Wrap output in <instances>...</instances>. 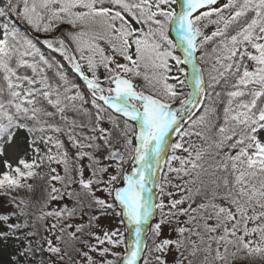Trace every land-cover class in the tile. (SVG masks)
<instances>
[{
    "label": "snow or ice",
    "instance_id": "1",
    "mask_svg": "<svg viewBox=\"0 0 264 264\" xmlns=\"http://www.w3.org/2000/svg\"><path fill=\"white\" fill-rule=\"evenodd\" d=\"M0 197V264H264V0H4Z\"/></svg>",
    "mask_w": 264,
    "mask_h": 264
},
{
    "label": "rangeland",
    "instance_id": "2",
    "mask_svg": "<svg viewBox=\"0 0 264 264\" xmlns=\"http://www.w3.org/2000/svg\"><path fill=\"white\" fill-rule=\"evenodd\" d=\"M173 139H175V136H173ZM154 191H156L155 189H154ZM4 210V208L3 207H0V213L2 212ZM102 223L106 226V227H108V228H112V227H114V226H116V220L115 219H102ZM121 230H123V226H121ZM125 235H126V238H127V233H125Z\"/></svg>",
    "mask_w": 264,
    "mask_h": 264
},
{
    "label": "trees",
    "instance_id": "3",
    "mask_svg": "<svg viewBox=\"0 0 264 264\" xmlns=\"http://www.w3.org/2000/svg\"><path fill=\"white\" fill-rule=\"evenodd\" d=\"M3 3H4V0H0V7L3 6ZM0 207H3L4 208V210L1 213L10 211V209L7 206L6 201L4 200L3 197H0ZM117 250L118 251H122V249H117ZM169 259H171V257Z\"/></svg>",
    "mask_w": 264,
    "mask_h": 264
}]
</instances>
